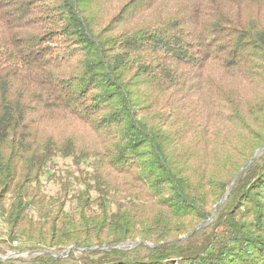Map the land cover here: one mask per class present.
I'll use <instances>...</instances> for the list:
<instances>
[{
	"label": "trees",
	"instance_id": "obj_1",
	"mask_svg": "<svg viewBox=\"0 0 264 264\" xmlns=\"http://www.w3.org/2000/svg\"><path fill=\"white\" fill-rule=\"evenodd\" d=\"M263 146L264 0H0V264H264Z\"/></svg>",
	"mask_w": 264,
	"mask_h": 264
},
{
	"label": "water",
	"instance_id": "obj_2",
	"mask_svg": "<svg viewBox=\"0 0 264 264\" xmlns=\"http://www.w3.org/2000/svg\"><path fill=\"white\" fill-rule=\"evenodd\" d=\"M264 150V146L262 148H260L256 154L254 155V157L251 159V161L241 170L240 174L246 170L247 168H249V166L258 158V156L261 154V152ZM235 182L232 183V186L234 185ZM231 186V187H232ZM230 192V191H229ZM229 196V193L221 200V202L216 206V209L219 207V205L225 201ZM216 211V210H215ZM203 226V224L199 225L196 230L200 229L201 227ZM187 237V236H186ZM185 237V238H186ZM136 243H133V244H130L128 246L124 245V244H120L118 245L117 248H129V247H133L135 246ZM103 248H109L107 246H104ZM72 248H69L68 250H65L63 251L62 253H57V252H54V251H42V252H45L49 255H52L54 257H57V258H60V257H65L69 254V252L71 251ZM25 252H29V251H25ZM31 253H39V251H31ZM10 256L9 255H3V254H0V259H6V258H9Z\"/></svg>",
	"mask_w": 264,
	"mask_h": 264
},
{
	"label": "rangeland",
	"instance_id": "obj_3",
	"mask_svg": "<svg viewBox=\"0 0 264 264\" xmlns=\"http://www.w3.org/2000/svg\"><path fill=\"white\" fill-rule=\"evenodd\" d=\"M56 166H64V162L62 160H58V164ZM1 246V244H0ZM7 246V245H6ZM5 247V246H4ZM36 253L31 252H20L17 250H10L7 255L10 257H21V258H29L31 255H35ZM9 257V258H10Z\"/></svg>",
	"mask_w": 264,
	"mask_h": 264
}]
</instances>
